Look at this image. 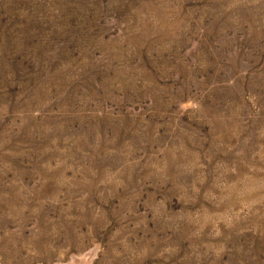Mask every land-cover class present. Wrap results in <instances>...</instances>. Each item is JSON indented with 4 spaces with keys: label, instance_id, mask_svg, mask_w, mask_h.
Wrapping results in <instances>:
<instances>
[{
    "label": "rangeland",
    "instance_id": "374dc122",
    "mask_svg": "<svg viewBox=\"0 0 264 264\" xmlns=\"http://www.w3.org/2000/svg\"><path fill=\"white\" fill-rule=\"evenodd\" d=\"M0 264H264V0H0Z\"/></svg>",
    "mask_w": 264,
    "mask_h": 264
}]
</instances>
